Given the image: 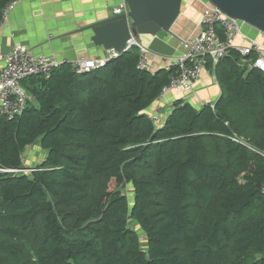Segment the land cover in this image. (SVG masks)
Wrapping results in <instances>:
<instances>
[{"label":"trees","instance_id":"trees-1","mask_svg":"<svg viewBox=\"0 0 264 264\" xmlns=\"http://www.w3.org/2000/svg\"><path fill=\"white\" fill-rule=\"evenodd\" d=\"M14 1L0 0V23ZM251 59L209 63L215 109L177 100L162 127L148 112L176 71L139 69L137 48L25 80L24 110L0 114V170L20 171L0 172V264H264V73L240 65Z\"/></svg>","mask_w":264,"mask_h":264},{"label":"crops","instance_id":"crops-1","mask_svg":"<svg viewBox=\"0 0 264 264\" xmlns=\"http://www.w3.org/2000/svg\"><path fill=\"white\" fill-rule=\"evenodd\" d=\"M124 1L126 0H20L8 13L5 24L0 28V68L6 65V58L15 45H23L35 55L65 63L105 58L108 50L94 44L93 31L88 28L115 17L114 9ZM205 2L184 0L181 16L170 34L139 37L151 51L148 64L150 72L157 73L166 69L163 59L180 55L182 50L179 42L199 33ZM256 36L257 40L262 38L261 35ZM221 95L222 88L215 72L206 68L192 92L187 93L184 98L173 93L166 96L159 106L161 110L156 124L160 127L164 125L177 100L202 109L206 104L217 102ZM156 107L155 102L147 112L151 114ZM30 161L25 163L29 165Z\"/></svg>","mask_w":264,"mask_h":264},{"label":"built area","instance_id":"built-area-1","mask_svg":"<svg viewBox=\"0 0 264 264\" xmlns=\"http://www.w3.org/2000/svg\"><path fill=\"white\" fill-rule=\"evenodd\" d=\"M19 1L15 0L4 9V19L0 23V28L5 24L8 13ZM128 11L127 2L124 1L114 9V15H122ZM199 27L200 30L197 35L181 43L182 53L180 55L163 59L166 63V69H174L176 74L171 77L169 84L162 89L156 99L157 107L149 114L155 123L159 120L161 110L159 106L168 94L173 93L184 98L187 93L192 92L195 83L208 64L211 63L216 66L231 49L236 50L243 58L252 56L247 64H243V61V66L264 73V42L251 39L246 35L243 32L244 24L226 17L218 8L206 1ZM219 29L221 30L220 35ZM134 48L139 50V69H149L148 48L145 47L139 37L132 36L127 42L125 51L129 52ZM121 55L111 49L108 50L105 58L81 59L65 63L43 55H35L23 45H15L6 58V65L0 68V114L13 118L24 110L29 97L22 84L31 77L43 76L47 78L55 68L62 64H68L72 71L78 74H88L105 68L110 61L119 58ZM211 107L215 109L214 104ZM0 172L16 173L20 171L1 169Z\"/></svg>","mask_w":264,"mask_h":264},{"label":"water","instance_id":"water-1","mask_svg":"<svg viewBox=\"0 0 264 264\" xmlns=\"http://www.w3.org/2000/svg\"><path fill=\"white\" fill-rule=\"evenodd\" d=\"M128 13L91 26L93 42L105 50L125 51L132 36L171 33L181 16L184 0H126ZM226 17L239 21L264 39V0H206Z\"/></svg>","mask_w":264,"mask_h":264},{"label":"rangeland","instance_id":"rangeland-1","mask_svg":"<svg viewBox=\"0 0 264 264\" xmlns=\"http://www.w3.org/2000/svg\"><path fill=\"white\" fill-rule=\"evenodd\" d=\"M203 14H204V12H203ZM202 17H203V15H202ZM202 19V18H201ZM201 21V20H200ZM243 32L246 34V35H248L251 39H257V31L256 30H253L252 28H249V27H247V26H245L244 27V29H243ZM160 33H162V35H164V34H166V33H164V32H160ZM159 33V34H160ZM158 35V34H157ZM157 35H155V36H157ZM260 34H258V36H259ZM262 37V36H261ZM187 40H189V38L188 39H184V40H181L180 42H179V45H181V43L182 42H185V41H187ZM258 41H261V42H264V39L263 38H261L260 40H258ZM145 47L146 48H148L146 45H145ZM149 50V49H148ZM150 56H151V51L149 50V60H150ZM240 65L241 66H243V64L242 63H240ZM248 68V67H247ZM148 70V69H147ZM43 154H45L41 149H40V147L38 146V145H36V146H34V147H31V149H29V150H27L26 151V153L24 154V160H25V162H28V161H30L29 162V165H27L26 164V168H27V170L25 171L26 173H29V172H31V170L29 169V168H32V166H30V165H38V164H40V163H42V161L43 160H41L42 159V157H43ZM33 161H35V162H33ZM32 163V164H31ZM114 186L115 185H112V189L114 188ZM123 190V192H124V194L128 197V199H129V201L130 202H132L133 201V191H132V187H131V185H129V186H126L125 188H123L122 189ZM130 227L133 229V230H135L139 235H140V237H141V242H142V244L143 245H145L146 244V237L144 236V233H143V231L140 229V227H139V225L136 223V222H134V221H131L130 222Z\"/></svg>","mask_w":264,"mask_h":264}]
</instances>
